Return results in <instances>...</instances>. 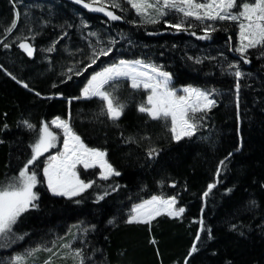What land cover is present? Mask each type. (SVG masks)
Segmentation results:
<instances>
[{
	"label": "trees",
	"instance_id": "trees-1",
	"mask_svg": "<svg viewBox=\"0 0 264 264\" xmlns=\"http://www.w3.org/2000/svg\"><path fill=\"white\" fill-rule=\"evenodd\" d=\"M234 1L240 15L256 0ZM238 34V22L172 10L148 22L129 0H0V192L27 169L35 179L13 228L20 242L0 249V264L27 246L53 249L34 264H61L62 244L81 264H264V42L240 54ZM120 61L165 72L172 89L203 91L214 106L190 114L193 135L175 140L169 119L141 111L148 91L122 79L104 87L121 112L114 120L82 92ZM55 119L104 153L115 175L80 167L87 191L51 195L48 157L31 163ZM153 197L174 198L183 215L130 223Z\"/></svg>",
	"mask_w": 264,
	"mask_h": 264
},
{
	"label": "rangeland",
	"instance_id": "rangeland-1",
	"mask_svg": "<svg viewBox=\"0 0 264 264\" xmlns=\"http://www.w3.org/2000/svg\"><path fill=\"white\" fill-rule=\"evenodd\" d=\"M135 10L148 22L158 20L168 10L178 11L189 18H206L209 20H229L239 24L238 47L240 54L264 42V0H256L253 5H246L240 15L232 12L234 0H129ZM128 80L134 88L148 91L147 103L142 112L153 119L167 118L172 125L175 140L190 137L194 126L189 120L190 114L210 110L214 101L209 94L189 87L171 88V76L140 61H120L94 74L82 92L84 99H103L114 120L121 116L110 97L104 92V87L115 80ZM55 132L44 128L40 139L33 148L31 164L41 156H47V164L43 169L45 184L51 195L64 198H74L87 191L91 183L83 182L77 169L98 168L99 178L106 180L115 175L112 167L106 162L105 154L87 149L76 137L68 120L55 119L51 122ZM59 153L52 154L53 150ZM23 171L18 176L14 189L0 192V249L18 244L20 240L13 230L18 218L29 208L34 199L35 179L33 174ZM184 210L176 206L174 198L161 200L153 197L136 205L129 218L130 223H146L157 216L167 215L179 218ZM3 246V247H2ZM27 246L21 252L12 255L7 264H34L38 261L40 251L48 253L52 248L40 247L29 249ZM64 263L81 264L77 250L62 244ZM66 249V250H65ZM47 264V262L43 263Z\"/></svg>",
	"mask_w": 264,
	"mask_h": 264
},
{
	"label": "bare ground",
	"instance_id": "bare-ground-1",
	"mask_svg": "<svg viewBox=\"0 0 264 264\" xmlns=\"http://www.w3.org/2000/svg\"><path fill=\"white\" fill-rule=\"evenodd\" d=\"M87 8H89V7H87ZM91 9V8H90Z\"/></svg>",
	"mask_w": 264,
	"mask_h": 264
},
{
	"label": "water",
	"instance_id": "water-1",
	"mask_svg": "<svg viewBox=\"0 0 264 264\" xmlns=\"http://www.w3.org/2000/svg\"><path fill=\"white\" fill-rule=\"evenodd\" d=\"M88 9H90V8H88Z\"/></svg>",
	"mask_w": 264,
	"mask_h": 264
},
{
	"label": "crops",
	"instance_id": "crops-1",
	"mask_svg": "<svg viewBox=\"0 0 264 264\" xmlns=\"http://www.w3.org/2000/svg\"><path fill=\"white\" fill-rule=\"evenodd\" d=\"M80 140V139H79Z\"/></svg>",
	"mask_w": 264,
	"mask_h": 264
}]
</instances>
